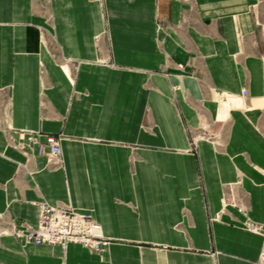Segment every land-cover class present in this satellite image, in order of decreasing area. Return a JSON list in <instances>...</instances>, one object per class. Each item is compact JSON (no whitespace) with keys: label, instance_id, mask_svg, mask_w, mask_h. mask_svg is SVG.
<instances>
[{"label":"crops","instance_id":"obj_1","mask_svg":"<svg viewBox=\"0 0 264 264\" xmlns=\"http://www.w3.org/2000/svg\"><path fill=\"white\" fill-rule=\"evenodd\" d=\"M226 195L264 223V0H0V264H259ZM41 201L111 242L15 236Z\"/></svg>","mask_w":264,"mask_h":264},{"label":"built area","instance_id":"obj_2","mask_svg":"<svg viewBox=\"0 0 264 264\" xmlns=\"http://www.w3.org/2000/svg\"><path fill=\"white\" fill-rule=\"evenodd\" d=\"M182 67V65H179ZM248 94L246 88L242 91ZM31 140L37 144L38 153L45 155L50 162H62L61 138L55 134H47L45 141H39L38 132H29ZM238 207L239 211L247 215L246 207L226 195L224 198V210L227 205ZM39 206V221L36 227L24 225L13 227L12 233L27 242L35 244L58 245L65 249L71 242L82 244L92 251H103L111 242L109 237L103 235L100 225L88 212L75 209L66 205H55L47 201H41ZM242 226L262 237V246L258 257V263L264 264V223L258 222L248 215L243 219Z\"/></svg>","mask_w":264,"mask_h":264}]
</instances>
